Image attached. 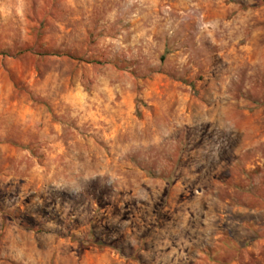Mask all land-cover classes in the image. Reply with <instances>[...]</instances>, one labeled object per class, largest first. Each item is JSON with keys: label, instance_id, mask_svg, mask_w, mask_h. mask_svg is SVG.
I'll use <instances>...</instances> for the list:
<instances>
[{"label": "rangeland", "instance_id": "1", "mask_svg": "<svg viewBox=\"0 0 264 264\" xmlns=\"http://www.w3.org/2000/svg\"><path fill=\"white\" fill-rule=\"evenodd\" d=\"M0 264H264V0H0Z\"/></svg>", "mask_w": 264, "mask_h": 264}, {"label": "trees", "instance_id": "2", "mask_svg": "<svg viewBox=\"0 0 264 264\" xmlns=\"http://www.w3.org/2000/svg\"><path fill=\"white\" fill-rule=\"evenodd\" d=\"M86 245H95L98 246L100 248H103L105 246L104 242L95 239V237L93 238H89L88 240L85 241Z\"/></svg>", "mask_w": 264, "mask_h": 264}]
</instances>
